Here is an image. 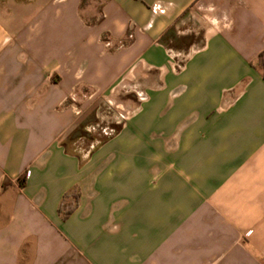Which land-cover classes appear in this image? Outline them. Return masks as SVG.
I'll return each instance as SVG.
<instances>
[{"label": "crops", "instance_id": "crops-1", "mask_svg": "<svg viewBox=\"0 0 264 264\" xmlns=\"http://www.w3.org/2000/svg\"><path fill=\"white\" fill-rule=\"evenodd\" d=\"M83 3L0 0V264H264V0Z\"/></svg>", "mask_w": 264, "mask_h": 264}, {"label": "rangeland", "instance_id": "rangeland-1", "mask_svg": "<svg viewBox=\"0 0 264 264\" xmlns=\"http://www.w3.org/2000/svg\"><path fill=\"white\" fill-rule=\"evenodd\" d=\"M92 0H84L83 6H85L88 3H91ZM83 109L82 108H78L77 112L79 114L83 113ZM94 129L98 130V132H100L102 135L108 136V137H113L114 135H116L118 133V129L114 128L113 126H106V125H100V126H94L90 129V132L95 131Z\"/></svg>", "mask_w": 264, "mask_h": 264}, {"label": "trees", "instance_id": "trees-1", "mask_svg": "<svg viewBox=\"0 0 264 264\" xmlns=\"http://www.w3.org/2000/svg\"><path fill=\"white\" fill-rule=\"evenodd\" d=\"M258 64L260 67L264 68V52H262L259 56H258ZM64 205L61 206V212L63 213L64 217H67V215L71 212V210H64Z\"/></svg>", "mask_w": 264, "mask_h": 264}]
</instances>
